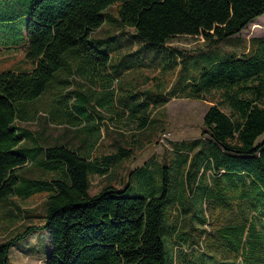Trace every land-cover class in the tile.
<instances>
[{
    "label": "trees",
    "instance_id": "1",
    "mask_svg": "<svg viewBox=\"0 0 264 264\" xmlns=\"http://www.w3.org/2000/svg\"><path fill=\"white\" fill-rule=\"evenodd\" d=\"M111 6L115 17L107 12ZM10 8L13 19H25V27L0 52L22 46L30 68L0 70V199L27 198L37 191L46 195L40 215L15 207L22 220L41 217L42 222L22 224L0 239V264L8 263L14 243L37 229L48 235L45 264H174L175 259L197 264L199 244L215 249L216 242L204 230L208 223L219 227L222 249L236 227L254 234L256 246H261L264 220L253 218H264V38H250L240 53L217 56L160 96L146 97L148 103H138L131 91L117 99L114 83L140 49L156 53L160 48L164 72L182 61L181 51L165 52L170 38L200 35L211 46L232 38L247 23L255 26L252 19L264 13V0H29L26 10ZM103 23L131 29L132 40L124 45L136 43L138 51L117 57L114 35L92 36ZM74 72L88 79L86 91L67 89ZM47 92L60 119L83 123L78 144L40 140L39 132L15 124L26 120L29 105ZM204 93H218L228 112L211 102L199 136L170 141L174 155L154 167L156 175L145 162L133 168L129 173H138L137 186H149L143 193L110 182L118 155L128 154L139 137L97 157L80 144L90 139L93 147L99 138L95 119L103 118L100 111L125 117L142 134L153 121L152 108L172 97L204 99ZM157 169L161 182L151 188ZM91 174L107 177L94 193L89 192ZM177 232L190 239L185 251H192L193 260L181 257L183 247L171 240ZM230 249L240 261L237 254L244 248L236 244ZM228 255L221 257L228 261ZM252 262L264 264L263 255Z\"/></svg>",
    "mask_w": 264,
    "mask_h": 264
},
{
    "label": "rangeland",
    "instance_id": "2",
    "mask_svg": "<svg viewBox=\"0 0 264 264\" xmlns=\"http://www.w3.org/2000/svg\"><path fill=\"white\" fill-rule=\"evenodd\" d=\"M28 3L29 0H0V48L6 47L4 45H7L13 38L18 37V35L20 36V31L25 27V19L12 18L13 11H11L10 6L18 5L20 9H24L23 7L25 6L26 10ZM107 12L112 17H115L112 6L107 9ZM252 21L256 24L255 26H251L248 23L241 29L238 36L224 38L217 44L211 46H206V42L202 41L200 35L170 38L166 43L167 49H165V52L171 51L172 48L181 51L182 61L177 63V66L175 64L164 72V69H160V66L163 67L166 62L163 60L161 64L163 51L160 48L155 53L152 49H140L138 51V45L136 43H131L130 47L127 44L124 45L132 40L130 37L131 29H119L112 24L103 23L98 29L93 31L92 36L101 38L105 34L114 35L118 44L117 51H119L116 54L117 57L129 51H134L133 53H135V48H137L138 55L133 57L132 65H127V68L119 72L117 77L118 82L114 83V87L116 88L114 93L118 96V99L126 93L124 91H131L134 99L138 103H148L150 100H145L146 97L153 98L155 94L160 96L171 84L176 85L180 83L182 77L185 75H196L195 72L200 71L202 66H205L209 61L217 60V56L228 55L230 51L240 53L243 51V48L247 47L246 45L248 44L246 43L250 38H264V13L256 16ZM20 56V51L11 53L1 52L0 70L11 68L16 64L20 65ZM97 77L96 83L99 82ZM69 81L70 86L67 88L68 90L90 86L85 76H81L75 72L70 76ZM218 100V93L215 95L212 93H204V99L172 97L164 105L151 110V118L153 121L151 122V126L142 134L136 131L127 119H122L117 115L114 117L113 113L103 112L101 121L95 119L97 120L96 124L98 125L100 135L93 142L91 153L94 157H97V155L106 152H114L116 143H120L122 146H129L131 137L133 140L135 137H139L134 142L135 146L128 150L130 154H116L119 158L117 160L119 161V165L114 169V178L110 182L120 188L128 186L130 193H143L149 186H137L138 173L132 174L129 172L145 162L150 165V167H147L153 173L152 175H156L154 173V167L160 166L161 163L169 162L171 156L173 157L174 155L170 151V141H189L199 136L202 115L211 102L218 103L224 112H228V108L220 104ZM52 103L50 93L47 92L33 104L29 105L27 119L18 121V123L16 121L15 124L18 127L25 128L34 133L39 132L37 135L39 134L40 140L43 138L49 142L53 139H61L62 142L66 140L71 145L75 144L81 136L79 129L80 127L82 128V125H72L60 121L55 117L56 111H53L55 103ZM183 155L185 154L183 153ZM24 171L28 174L32 172L31 169H24ZM156 172L157 182L154 185L153 181H150L151 188H155L161 182L160 176L158 177V169ZM105 178L107 177L90 176L89 192L94 193L106 180ZM45 195L46 192L37 191L31 193L27 198L13 195L0 199V239H3L15 229H21L25 224L41 223V217L22 220V217L17 215L19 212L15 207L17 206L20 210H29L33 214L40 215L43 211ZM10 210L11 213L9 212ZM206 214L212 218L209 212ZM255 219L264 220L263 217L257 214L254 215L253 220L256 221ZM204 228V230L209 232L208 239H212L211 243L214 240L216 244L215 249H211L205 242L199 244L200 246L198 245L201 252H199L200 259L197 264H253L251 261L254 260L255 255H263L264 257V239L260 242V247L256 246L254 234L251 232L247 233L246 231H242V228L239 227L234 228L228 234L229 237L225 238L230 241L227 249H222V243H219L222 238H220V233H217L219 227L213 226L211 228L208 223ZM203 235L201 234L200 237ZM171 240L176 241L177 245L180 244L183 247L182 252H180L181 257L185 255L193 260L194 254L192 251H185L191 242L190 239L187 240L181 233L177 232L172 235ZM236 244H240L241 248H244L243 252L239 251V254H237L238 260H240L238 262L236 261V255H233V251L230 249ZM48 254L49 241L47 232L44 229H37L11 246L7 264H45V259ZM222 254H229L228 261L221 257ZM179 263L175 259L174 264Z\"/></svg>",
    "mask_w": 264,
    "mask_h": 264
},
{
    "label": "crops",
    "instance_id": "3",
    "mask_svg": "<svg viewBox=\"0 0 264 264\" xmlns=\"http://www.w3.org/2000/svg\"><path fill=\"white\" fill-rule=\"evenodd\" d=\"M248 24V23H247ZM241 31V30H240ZM239 31V32H240ZM238 32V33H239ZM238 33H236V34H234L233 36H235V35H237L238 36ZM232 36V37H233ZM236 36V37H237ZM248 41V40H247ZM167 43V42H166ZM166 43H165V45H166ZM248 43V42H247ZM246 43V44H247ZM247 46V45H246ZM244 49V48H243ZM245 50V49H244ZM14 51H20V53H21V56H20V59H19V62H20V65L19 64H16V65H14V66H12L11 68H5V69H29L30 68V65H29V63L24 59V57H23V52H22V46H19L18 48H9L8 50H2L1 52H3V53H5V52H14ZM0 52V53H1ZM86 86H85V88H80V90H82V91H86ZM46 93H43V94H41L40 96H38L36 99H35V101H37L41 96H43V95H45ZM53 98V96H51L50 95V99H52ZM53 103L52 104H54L55 102L54 101H52ZM156 108V107H155ZM155 108H152V109H155ZM151 109V110H152ZM151 110H150V116H151ZM53 111H56L55 112V117L56 118H58L60 121H63V122H66L65 120H63V119H60L61 118V116H59V108H57V104L55 103V108H54V110ZM100 112H104V111H100ZM122 119H125V117H121ZM55 119V118H54ZM56 120V119H55ZM102 120V119H101ZM75 125H82L83 126V123H79V124H75ZM80 127V126H79ZM81 128V127H80ZM99 135H100V132H99ZM118 135H120V134H118ZM81 136H80V138L77 140V142L75 143V144H73V145H76V144H78L80 141H81ZM86 141L88 142V143H86ZM51 142H62L61 141V139H59V140H56V139H53V140H51ZM63 142H66V143H68V141H66V140H64ZM69 144V143H68ZM80 144H83V145H86V147H87V149H88V152L89 153H91V148H92V145H91V140L90 139H84V141L83 142H81ZM114 144H115V142H114ZM117 144V143H116ZM140 166V165H139ZM138 167V166H137ZM90 176H97V177H105V176H103V175H97V174H91ZM89 180H90V177H89ZM89 187H90V182H89ZM256 200V199H255ZM254 200V201H255ZM251 201V200H250ZM254 206V208H255V211L256 212H258L257 211V204H255V205H253ZM17 207V206H16ZM18 208V207H17ZM19 209V208H18ZM207 212V211H206ZM257 226H259V224H257ZM255 230H258V229H255Z\"/></svg>",
    "mask_w": 264,
    "mask_h": 264
}]
</instances>
